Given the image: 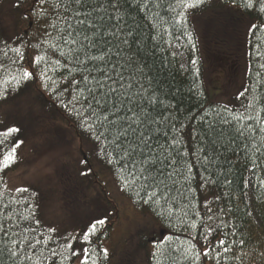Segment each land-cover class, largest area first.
Instances as JSON below:
<instances>
[{
    "label": "trees",
    "instance_id": "obj_1",
    "mask_svg": "<svg viewBox=\"0 0 264 264\" xmlns=\"http://www.w3.org/2000/svg\"><path fill=\"white\" fill-rule=\"evenodd\" d=\"M218 12L230 14L211 20V31L227 41L220 40L206 56L195 19ZM69 32L76 45L59 39ZM230 35L236 40L230 42ZM50 43L59 49L51 51ZM37 55L45 60L37 64ZM236 69H242V83H233L225 100V82ZM25 70L31 73L27 80L21 79ZM210 75L225 85L209 84ZM12 77L21 82L5 83ZM111 88L116 91L110 93ZM0 89V132L17 127L10 144L23 141L17 162L0 171V264H80L81 255L72 252L82 253L84 246L96 249L98 264H135L138 259L145 264H264V12L259 3L247 8L243 0H205L183 10L178 0H0ZM210 92L223 100L210 99ZM34 112L72 132L81 157L78 178L94 180V185L87 182L90 189L98 187L107 202L108 223L89 245L73 240L67 247V238L80 236L86 226L50 232L55 227L40 216L42 194L32 185L10 184L11 172L26 161L25 127L35 122ZM134 113L142 122L137 136L142 131L148 146L143 153L138 148L132 160L149 155L155 159L153 173L163 171L158 204L142 202L147 197L142 180L124 187L121 178L131 180L132 162L122 160L123 151L110 143L116 128L126 127L119 118ZM90 121L97 122L95 131L87 130ZM99 132L106 140L95 139ZM103 149L112 156L105 157ZM110 184L146 215L149 229L154 226L150 234L147 229L136 234L130 259L123 255L116 262V246L124 239H113L118 232L115 212L121 208ZM219 239L226 241L223 247L216 243ZM11 240L17 241L15 247ZM105 248L107 258L101 252ZM207 248L211 251L205 256Z\"/></svg>",
    "mask_w": 264,
    "mask_h": 264
},
{
    "label": "rangeland",
    "instance_id": "obj_2",
    "mask_svg": "<svg viewBox=\"0 0 264 264\" xmlns=\"http://www.w3.org/2000/svg\"><path fill=\"white\" fill-rule=\"evenodd\" d=\"M224 13L226 12H218L216 15L207 13L206 15L196 17L195 21L201 25L199 45L203 50H201L203 55L208 56V52H215L217 49L214 48L218 46L220 40L227 41L226 36L222 34L217 35L215 31H211L210 27V21L214 18L218 19L220 16L230 14V12L228 14ZM232 40L236 39H233L231 36L230 42ZM227 72L229 74L231 71ZM241 73L242 69H236L233 75H229L233 78H231V81L225 82L229 87V89H226L227 93L223 97L225 100H228L232 84L237 82L239 84L242 83ZM218 80L213 75L208 77L209 84L213 86L216 83L221 84L222 81ZM225 83L223 84L225 85ZM209 96L210 99L223 100L222 97V100H219L220 94L218 95L219 98L216 97V93L212 94V92H210ZM12 112V117L15 116L14 119L18 120L17 110H12ZM31 119L35 121L32 126L25 127L26 125L22 123L23 129L24 127L26 129L25 135L27 136L26 161L14 170L15 172H11L10 184L14 186L32 185V187L37 189L42 194L41 218L46 224L60 231L68 230L67 226L74 229L73 226L78 223H80L78 226H82V229H84L89 222L97 218L109 216L104 195L101 194V191L96 186L90 189L87 183L93 184L94 180L90 181L91 179L87 178L88 181H83L78 178L76 164L79 166L81 157L72 132L60 124L48 122L44 119L41 112H34ZM31 131L33 136L31 135ZM95 181L96 184H99L98 179H95ZM109 186L115 198H118L116 199V203L121 208L115 212V215H118L116 225L118 232L113 236V239L116 243L120 238L124 239L121 247L116 246L118 249H115L117 255L114 260L116 262L123 255H126V259H130L129 254L137 246L136 234L145 233L142 232L144 229H147L150 234L154 226L149 229L146 215L138 213L129 203L127 204L125 202L127 199L119 194L114 184H110ZM149 220L153 224L156 223L155 218L151 215H149ZM114 233H116V230ZM109 245L113 248L112 243H109ZM122 249L125 250L122 252L123 254L120 253ZM135 264H145V262L141 260L140 263V259H138V262H135Z\"/></svg>",
    "mask_w": 264,
    "mask_h": 264
},
{
    "label": "snow or ice",
    "instance_id": "obj_3",
    "mask_svg": "<svg viewBox=\"0 0 264 264\" xmlns=\"http://www.w3.org/2000/svg\"><path fill=\"white\" fill-rule=\"evenodd\" d=\"M41 4L45 2V0H40ZM76 4H82L84 0H74ZM205 0H178L179 6L183 10H189V9H195L199 7L200 5L204 4ZM259 3L260 5V11L264 12V0H243V6L247 8H253L255 5ZM185 17V11H181L180 18ZM79 23L83 24L84 21H79ZM71 27V26H70ZM253 28L257 27L256 25H252ZM73 33L69 32L67 37L61 36L59 39L63 40L65 44L70 45H76L77 41L75 39H72ZM87 39V37H86ZM47 43V41H46ZM60 45L57 44H49V49L51 51H55L59 49ZM18 54L20 53V49H14ZM73 51V48H69V52ZM61 55H64L63 52H61ZM22 58V56H21ZM89 60H96L100 59L103 60V56L100 57H93L89 56ZM45 60L44 55H37L35 58V61L37 64ZM57 64L60 63L59 60L56 61ZM47 71V69H46ZM31 76V73L27 70L23 72L22 78L23 80L29 79ZM105 79H108V77H105ZM85 80H87V77H85ZM12 81H15V83L19 84L21 80L16 79V77H12L9 81H6L5 83H11ZM99 87L102 89L104 87L103 84H99ZM116 91L115 88L110 89V93H114ZM4 95V92L2 89H0V97ZM96 103L99 105L100 101H96ZM116 112L119 111V109L115 110ZM131 111V109H129ZM95 115V111H94ZM82 121H84L86 118L81 117ZM104 120H108L107 116H103ZM120 120H124L127 122L126 127L121 125L118 128H116L117 135L115 136V139L113 142L114 147L117 151H123V157L121 159L123 160L125 157L128 160H131L132 162V171L129 172L128 176L131 177V180L128 177H122L121 182L124 185L125 188H132L133 183L137 180H142L143 183L141 185V188H143L147 192V197L142 198L143 203H152V204H158L160 201V186L163 183L162 180L159 179L160 176L163 175L162 170H157L154 174L152 171V168L155 165V159L149 155H144L143 159L140 161L132 160V157L137 154V149H140V152L143 153L144 148H146L148 137L144 136L143 132H139V136H137V133L141 127L142 122L139 120V117L134 113L133 116H126L119 118ZM96 121H90L86 123V128L88 131L92 132L96 130ZM109 123L112 126L117 125V120H111ZM100 127H103L101 124ZM20 129L17 127H10L7 128V130L0 132V171H3L4 169L9 168L10 166L14 165L17 160V149L21 146L23 141L17 140L15 144H10V138L17 132H19ZM130 137H137V140L139 141L137 144H133L131 142ZM101 138H104L106 140V136L104 132H99L95 139L97 141L101 140ZM127 142V146L125 147L121 141ZM143 145V147H141ZM104 152L105 157H111L112 153L108 152L107 149L102 150ZM151 151V149H149ZM113 161L111 159H108V163H112ZM82 163H86V161H82ZM124 168L128 167V164L125 163L123 165ZM123 170V169H122ZM88 171L82 172L81 175H87ZM171 175V173H169ZM16 191H27V189H16ZM136 195H139V192L136 193ZM211 219V217H209ZM37 223L39 221L37 220ZM108 223L107 217L97 218L93 222H90L89 225L86 226V228L82 231V234L80 236L70 235L67 238V247L71 248L72 244L70 241L73 240H79L83 245H89L92 242V238L96 236L98 231L100 229H103L106 224ZM194 226V225H193ZM50 232H54L55 229H49ZM208 232L211 233L212 229L209 228ZM4 235L7 236V232H4ZM207 239V237H205ZM9 243L15 247L17 244L16 240H11ZM20 244H24V240L19 241ZM39 243V241H37ZM217 244L220 246H224L226 244V241L224 239H219L216 241ZM243 243V241H241ZM229 249L227 247H224V251H228ZM211 251V248L205 249L203 255L207 256L209 252ZM102 255L104 258H107L108 256V250L101 249ZM12 256L17 255V251H11ZM56 252H52V256H56ZM81 255L80 264H98V259L96 258V249L91 248L88 246H84L82 249V253L80 250H76L72 252V256ZM199 257V254H197V258Z\"/></svg>",
    "mask_w": 264,
    "mask_h": 264
}]
</instances>
